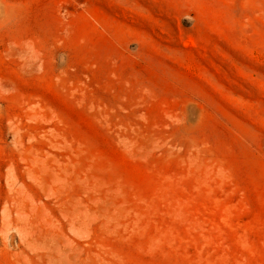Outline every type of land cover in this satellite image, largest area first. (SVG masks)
<instances>
[{
  "label": "rangeland",
  "instance_id": "1",
  "mask_svg": "<svg viewBox=\"0 0 264 264\" xmlns=\"http://www.w3.org/2000/svg\"><path fill=\"white\" fill-rule=\"evenodd\" d=\"M0 264H264V0H0Z\"/></svg>",
  "mask_w": 264,
  "mask_h": 264
}]
</instances>
